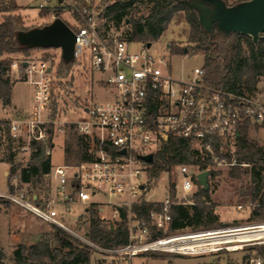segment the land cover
<instances>
[{
	"label": "built area",
	"instance_id": "1",
	"mask_svg": "<svg viewBox=\"0 0 264 264\" xmlns=\"http://www.w3.org/2000/svg\"><path fill=\"white\" fill-rule=\"evenodd\" d=\"M70 1L74 13L80 18H76L71 27L76 35L75 59L81 63V57L87 50L92 76L100 88L111 94L110 99L79 107L85 116L71 122L76 124L79 134L99 140L97 149L90 150L95 156L76 163L52 164L50 172L44 174L48 187L40 193L15 187V182L12 184L14 190L0 192V198L30 210L44 222L61 227L105 251L130 255L150 250L198 254L264 245V221L205 230L190 234V237L162 234L148 239L150 223L156 230L163 231L171 221L173 202L169 188L165 199L160 201L164 203L163 211L152 212L150 223L136 219L129 211L128 220L135 223H129L131 240L125 246L101 248L87 235H80L68 226L64 219L68 213L74 214L75 206L83 208L78 217L89 214L82 218V223L89 222L92 205L101 213V219L119 220L120 208H130L138 202L156 179H150L152 162L143 157L148 154L154 156L171 136L190 139L199 156L203 160H211L204 169L210 171V178L215 173L210 165H224L230 170L236 165L250 168L249 163L229 160L227 155L235 152L237 135L243 123L248 122L249 128L264 129V101L256 91L237 92L212 86L206 80L203 65L196 67L192 75L178 79L173 75L166 56L151 54L146 44L141 42L135 49L132 40L119 34H109L108 30L101 31L102 19L110 4L98 8L96 0H82L83 5L78 0ZM40 7L46 6L40 4ZM168 48L173 55L170 46ZM56 51L55 60L60 62L62 50L56 48ZM192 52L193 49H188L183 54L189 56L193 55ZM10 71L22 75L33 87L27 120L30 135L44 145L45 154L51 157L57 129L54 128L56 121L51 117L56 68L41 56H30L14 60ZM21 126L22 122L12 123L14 137H20ZM216 139L220 140L221 154L214 150ZM105 146L109 149L105 150ZM123 149L125 153L121 152ZM204 170L198 164L177 165L174 170L177 191L179 184L185 196L194 188L198 190L201 185L197 175ZM107 197L108 200L103 199ZM250 203L254 206L251 200ZM106 207L110 209V217L104 213ZM238 207L242 209L243 205ZM237 234L247 236L236 237ZM184 241L195 242L178 246ZM263 262L264 259L256 252L250 257V264Z\"/></svg>",
	"mask_w": 264,
	"mask_h": 264
},
{
	"label": "trees",
	"instance_id": "2",
	"mask_svg": "<svg viewBox=\"0 0 264 264\" xmlns=\"http://www.w3.org/2000/svg\"><path fill=\"white\" fill-rule=\"evenodd\" d=\"M78 3L83 5L82 0H78ZM128 7L133 13L128 39L144 44L157 41L167 30L170 22L179 13L184 12L185 19L190 26L189 43L186 46L170 44V49L173 54H183L184 48L187 47L189 51L193 49V55L203 54L205 77L210 85L237 92H253L257 89L260 78L264 77V33L258 42H254L250 35L239 32H232L228 35L217 33L211 36V33L201 23L198 12L183 0H119L108 7L107 15L109 16L110 13L115 15ZM20 9L21 6L16 0H0V13H6L0 21V100L7 105L11 103L12 86L4 75L11 68L12 58L1 57L17 52L28 53L36 49L23 45L19 41V32L34 28L25 26L22 16L16 13ZM142 9L149 10L148 14H141L138 17L134 15ZM50 12L60 17L63 8L42 7L40 16ZM74 14L80 19L76 13ZM66 22L72 27L68 21ZM107 30V26L102 24L101 31L106 32ZM76 62L75 58L65 60L61 57L59 75L67 77ZM53 114H56V107L53 108ZM70 129L72 133L65 149L67 161L73 158L77 161L92 159L95 154L90 151L92 149L90 137L79 134L76 124H71ZM249 130L248 122L240 126L235 152L227 157L239 163H249L251 167L243 168L236 165L229 171V175L238 179L242 174L249 173L250 184L244 194L249 195V199L254 203L253 216L264 218V145L251 140ZM93 142L96 145L94 150H96L99 140L94 138ZM219 145L220 140L216 139L214 150L221 154ZM31 147L33 151L28 164L24 167L14 164L11 168L13 174L19 171L20 180L23 183H30L36 178L43 179L44 174L50 172L52 166L51 157L45 154L42 143L32 140ZM111 150H113L112 147ZM13 156L14 154L11 153L7 162L13 164ZM210 162V159L203 160L199 156L190 139L171 136L161 150L154 155L150 168V179L158 178L164 172H169L172 177L171 174L180 164H198L204 170ZM8 186L10 190H14V185L10 181ZM151 187L153 186L149 188ZM193 196H195L193 203H179L176 181L173 178L169 182V197L173 202L170 210V230L210 229L226 225L220 221L215 212V204L209 189L205 190L199 186ZM0 200L6 201L1 198ZM163 206V202L140 198L130 208L126 206L120 208L119 220L105 221L100 218L98 209L92 205L89 209L90 218L86 235L92 243L102 248L116 249L125 246L131 240L129 211L136 219H143L150 223L151 213L162 212ZM55 228L52 233L42 235L33 244L19 243L10 261L15 264H91L92 254L96 248L61 227L55 226ZM149 228L152 237L163 234L162 231L156 232V228L151 225ZM246 250L250 253L256 252L264 259V245L250 246ZM153 256L170 258L166 254H154ZM250 257L251 254L246 255L243 264H250ZM0 264H10L2 247H0ZM168 264H174L172 259L168 260Z\"/></svg>",
	"mask_w": 264,
	"mask_h": 264
},
{
	"label": "rangeland",
	"instance_id": "3",
	"mask_svg": "<svg viewBox=\"0 0 264 264\" xmlns=\"http://www.w3.org/2000/svg\"><path fill=\"white\" fill-rule=\"evenodd\" d=\"M21 6V9L16 12L20 14L24 20L26 27H38L51 23L55 18L52 12L40 16V4H45L47 7H62L63 12L60 17L68 21L72 26L77 21L74 14L73 4L70 0H16ZM119 0H96L98 8L106 4H114ZM243 0H227L229 5H234ZM113 2V3H112ZM47 4V5H46ZM149 10L142 9L134 14L139 16L141 14H148ZM6 13H0V21L2 16ZM102 19L104 26H107L108 32L111 34L118 33L125 38H128L131 31V19L133 13L128 7L124 11H119L115 15L110 13ZM190 31L189 23L185 19L184 12L179 13L169 24L167 30L157 40L152 42V46L148 51L155 56H166L172 67L173 75L178 78H186L193 74L196 67L203 65L204 55L195 54L185 56L184 54L169 53L167 44L176 46H186L188 42V35ZM133 47L138 49L140 42H133ZM41 56L48 60L52 66H55L56 80L53 85L54 99L52 102V119L56 121L54 128L55 131L54 148L51 153L52 164L59 163H76V159L67 161L65 152L66 144L70 139L72 133L71 122L76 118L81 119L85 116L83 110L78 109L84 105L96 102L99 100L110 99V92L103 90L97 84L96 79L91 74L90 60L88 58V51L86 50L81 57V63L76 62L70 70L67 77L59 75V63L55 58L57 57L56 48H36L28 51V53L17 52L14 54H5L1 58L11 57L14 60L23 57ZM5 79L10 81L12 86V99L10 104H4L0 100V192L10 191L8 182L11 184L17 182L15 187L25 188L40 193L48 187V181L43 179H34L30 183H23L20 180L19 171L15 174L11 172L14 164L24 167L31 160L32 155V137L30 135V128L27 120L29 118V110L32 104L33 87L27 82L22 75L16 71L8 70L4 75ZM257 96L264 101V77H261L257 89L255 90ZM56 107V114H53V108ZM14 121L22 122L20 137H14L11 131V126ZM249 137L251 140L258 141L264 145V129L250 128ZM91 148H95L93 138L90 137ZM13 156V164L7 162L10 154ZM209 168L215 173L209 178L210 194L213 203L215 204V212L218 214L219 219H226L225 226H241L247 223L263 222V217H254V206L251 205L249 195L244 194L250 184V175L248 172L242 174L238 179H234L229 175L230 168L224 165H210ZM246 168V167H243ZM164 172L160 177L152 181L150 189L144 191L140 198L150 201H161L168 194L170 181H176L174 172L171 174ZM197 191L194 188L185 196L182 186L179 184L177 191L178 202H185L187 204L193 203L195 196L193 194ZM185 196V197H184ZM95 198H99L96 196ZM108 200L109 198H103ZM243 205L240 209L238 206ZM83 208L79 206L74 207V214H67L64 220L68 226L80 235H86L88 222L82 223V218L88 217L89 214H84L83 217H78V213L82 212ZM99 216L101 213L99 212ZM104 213L110 217V209L105 208ZM110 219V218H109ZM111 221H115L116 219ZM130 224H134L129 220ZM152 225V223H150ZM222 227H215L210 229H192L186 228L183 230L172 231L169 225H165L162 229L163 235H180V234H193L205 230L218 229ZM55 225L49 224L38 218L30 210L21 207L11 201L0 200V247L3 248L8 256L10 264H15L10 261V258L19 243L27 245L37 242L40 237L46 233H52L55 230ZM158 232V230H155ZM162 235V236H163ZM148 239L154 238L149 234ZM102 248V247H101ZM154 254H166L170 258L154 257ZM253 255L254 252L244 249L237 251H226L221 253H198V254H184L181 252H164V251H143L137 255H130L116 251H105L96 248L93 251L91 264H168V260L172 259L174 264H243L246 255Z\"/></svg>",
	"mask_w": 264,
	"mask_h": 264
},
{
	"label": "water",
	"instance_id": "4",
	"mask_svg": "<svg viewBox=\"0 0 264 264\" xmlns=\"http://www.w3.org/2000/svg\"><path fill=\"white\" fill-rule=\"evenodd\" d=\"M61 1V0H60ZM198 12L201 23L211 33L228 35L239 32L250 35L254 42L261 39L264 33V0H243L237 4L229 5L225 0H183ZM23 45L33 48H61L62 58L72 60L75 58L76 35L71 26L61 17L55 18L44 26L21 31L18 35ZM149 48L152 42L146 44ZM169 47L170 44H167ZM188 48H184V53ZM109 146H105L108 150ZM125 153L126 150L121 151ZM148 162H153V154L143 157ZM209 170H204L197 175L199 184L208 190ZM144 186L142 185L141 188Z\"/></svg>",
	"mask_w": 264,
	"mask_h": 264
},
{
	"label": "bare ground",
	"instance_id": "5",
	"mask_svg": "<svg viewBox=\"0 0 264 264\" xmlns=\"http://www.w3.org/2000/svg\"><path fill=\"white\" fill-rule=\"evenodd\" d=\"M236 237L238 236V237H242V236H247L246 234L245 235H239V234H237V235H235ZM185 237H190V234L189 235H186ZM191 242H195V241H184V242H180V243H178V246H185V245H187V244H189V243H191Z\"/></svg>",
	"mask_w": 264,
	"mask_h": 264
},
{
	"label": "crops",
	"instance_id": "6",
	"mask_svg": "<svg viewBox=\"0 0 264 264\" xmlns=\"http://www.w3.org/2000/svg\"><path fill=\"white\" fill-rule=\"evenodd\" d=\"M109 34H111L110 32H109ZM112 34H114V32L112 33ZM115 34H118V33H115ZM178 198V197H177ZM165 199V198H164ZM163 199V200H164ZM179 199V198H178ZM162 201V200H161ZM221 222H223V223H225V221H226V219L224 218V219H222V220H220Z\"/></svg>",
	"mask_w": 264,
	"mask_h": 264
}]
</instances>
